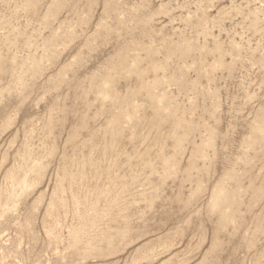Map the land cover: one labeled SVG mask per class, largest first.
I'll return each instance as SVG.
<instances>
[{
    "label": "rangeland",
    "instance_id": "rangeland-1",
    "mask_svg": "<svg viewBox=\"0 0 264 264\" xmlns=\"http://www.w3.org/2000/svg\"><path fill=\"white\" fill-rule=\"evenodd\" d=\"M0 264H264V0H0Z\"/></svg>",
    "mask_w": 264,
    "mask_h": 264
}]
</instances>
